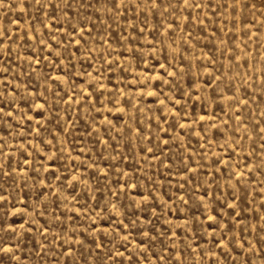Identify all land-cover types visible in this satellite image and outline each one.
Returning a JSON list of instances; mask_svg holds the SVG:
<instances>
[{
    "label": "rangeland",
    "instance_id": "obj_1",
    "mask_svg": "<svg viewBox=\"0 0 264 264\" xmlns=\"http://www.w3.org/2000/svg\"><path fill=\"white\" fill-rule=\"evenodd\" d=\"M0 109V264H264V0H2Z\"/></svg>",
    "mask_w": 264,
    "mask_h": 264
},
{
    "label": "snow or ice",
    "instance_id": "obj_2",
    "mask_svg": "<svg viewBox=\"0 0 264 264\" xmlns=\"http://www.w3.org/2000/svg\"><path fill=\"white\" fill-rule=\"evenodd\" d=\"M0 2H2V0H0ZM37 2H39V0H37ZM0 110H2V109H0Z\"/></svg>",
    "mask_w": 264,
    "mask_h": 264
}]
</instances>
